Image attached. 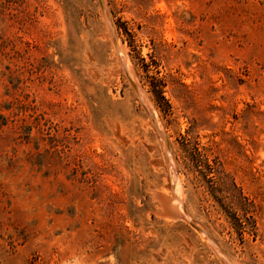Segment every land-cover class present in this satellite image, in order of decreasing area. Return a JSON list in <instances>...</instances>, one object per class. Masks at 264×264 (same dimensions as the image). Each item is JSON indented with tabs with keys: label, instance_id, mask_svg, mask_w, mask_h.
<instances>
[{
	"label": "rangeland",
	"instance_id": "1",
	"mask_svg": "<svg viewBox=\"0 0 264 264\" xmlns=\"http://www.w3.org/2000/svg\"><path fill=\"white\" fill-rule=\"evenodd\" d=\"M104 3L138 90L98 0H0V264H264V0Z\"/></svg>",
	"mask_w": 264,
	"mask_h": 264
},
{
	"label": "bare ground",
	"instance_id": "2",
	"mask_svg": "<svg viewBox=\"0 0 264 264\" xmlns=\"http://www.w3.org/2000/svg\"><path fill=\"white\" fill-rule=\"evenodd\" d=\"M102 1H103V3H104V0H102ZM104 5L106 6L105 3H104ZM106 8H107V6H106ZM100 9H101V8H100ZM107 10H108V9H107ZM101 12H102L103 16L106 14V13L104 12L103 9H101ZM104 19H105V22H106V18H104ZM113 29H114V28H113ZM107 30H108V29H107ZM108 34H109V32H108ZM113 46H114V48H115V50H116V52H117V54H118L119 61H120V64H121V66H122V70L125 72V75L128 77V79L130 78V79L136 84V86H137V90H138V86H139V84H138V80H137L136 74H135L133 68L131 67V65L129 64V62H128V60H127V57H126V54H125V51H124V49L121 47V45H120V43H119L117 37H116V39H115V42H113ZM143 101H144L145 104L147 103L145 97H143ZM147 104H148V103H147ZM147 108H148V106H147ZM148 110H150V109H148ZM152 114H153V113H152ZM153 119H154L155 124L158 125V126L160 127L159 122L156 120V118H154V116H153ZM158 129H160V128H158ZM163 142H164V141H163ZM164 143H165V142H164ZM163 150H164L165 155L170 159V158L172 157L171 154H170V152H171V147H170V150H167V148L165 147V144H163ZM167 163H168V162H167ZM169 167H170L171 173H173V170H174V175L171 174V178H172L173 181H174V182H173V186H174V183H175V180L177 179V177H176V171H175V168H174L175 166H174V160H173V159L170 160V162H169ZM177 189H178V188H177ZM179 192H180V191H179ZM179 192H178V193L176 192L174 199H173V200H170V201H172V208L174 209V211L176 212V214H177L180 218H183V219H185V220H188L189 217H187V210H186L185 212H183V209H184V206H183V204H182V200H183V199H182L181 194H180ZM168 209H169V207H168ZM170 211H171V210H170ZM192 223H193V222H192ZM193 224H194V223H193ZM195 226H196V225H195ZM196 227H197L196 230L203 232V230H201V228H199V226H196ZM206 237L208 238L209 242L212 243V245H215V244H214V241L210 238V236H207V235H206ZM214 247L216 248L217 253H220V258L222 259V261H223L225 264H229L228 261L225 260L224 257L222 256V252L220 251V249H219L216 245H215Z\"/></svg>",
	"mask_w": 264,
	"mask_h": 264
},
{
	"label": "water",
	"instance_id": "3",
	"mask_svg": "<svg viewBox=\"0 0 264 264\" xmlns=\"http://www.w3.org/2000/svg\"><path fill=\"white\" fill-rule=\"evenodd\" d=\"M98 4H99L100 8L103 9L104 12L106 13V14L104 15V18H106V26H107V29H108V32H109V36H110L112 42H115V39H116L117 36H116L115 30L113 29V23H112V21H111V19H110L109 11L107 10V8H106V6L104 5V3H103L102 0H98ZM127 78H128V77H127ZM129 81H130L131 85L133 86V88H134L135 90H137V86H136V84H135L130 78H129ZM148 113H149V116L151 117V120H152L154 126L156 127V124H155L154 119H153L152 111H151V110H148ZM156 129H157V131H158L161 135H163L162 132H161L157 127H156ZM166 148H167V150H170V145H169L168 143H167V145H166ZM173 182H174V181H173V179H172V188L174 189ZM190 223H191V225H192L195 229H197V227H196L192 222H190Z\"/></svg>",
	"mask_w": 264,
	"mask_h": 264
}]
</instances>
